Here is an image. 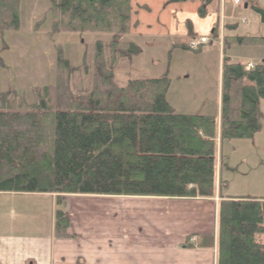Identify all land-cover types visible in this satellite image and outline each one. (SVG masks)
<instances>
[{
	"label": "trees",
	"instance_id": "16d2710c",
	"mask_svg": "<svg viewBox=\"0 0 264 264\" xmlns=\"http://www.w3.org/2000/svg\"><path fill=\"white\" fill-rule=\"evenodd\" d=\"M24 1L0 0V31L20 28ZM188 1L198 0H169ZM48 3L53 32L103 33L111 40L97 42L79 66L59 53L55 83L35 88L33 103L13 88L0 93V193L57 195L58 203L68 195L218 197L217 234L202 236L201 246L216 249V264H264V197L224 196L227 182L217 171L219 141L261 129L264 63L247 72L224 59L220 123L177 113L166 100L168 78L116 81V71L140 54L123 40L138 26L130 0ZM210 4L202 1L201 18ZM229 40L264 45V38ZM69 226L66 212L57 210V234L67 237Z\"/></svg>",
	"mask_w": 264,
	"mask_h": 264
},
{
	"label": "rangeland",
	"instance_id": "374dc122",
	"mask_svg": "<svg viewBox=\"0 0 264 264\" xmlns=\"http://www.w3.org/2000/svg\"><path fill=\"white\" fill-rule=\"evenodd\" d=\"M251 1L239 0L240 4L233 8L230 0L227 12H233V19L227 23L236 27L226 30L225 37L264 38V0ZM49 8L48 0H25L20 8V28L0 31V93L13 88L33 103L35 88L55 83L59 53L73 66H79L85 53L95 54L97 42L111 40V35L103 33L53 32ZM123 40L137 44L140 54L132 59L131 65L116 71L118 84L166 77L170 80L166 100L177 113L214 117L217 123L221 118L224 59L243 66L264 63L263 44L240 45L227 40L225 51L218 43L193 51L170 50L163 42L153 43L141 37L125 36ZM259 107L261 129L253 137L218 143L217 171L227 182L222 191L224 196L264 197V99ZM20 201L22 210L17 206L10 218H16L17 222L22 218L31 230L37 227L41 235L47 234L48 240L54 212L64 210L70 219V230L71 221L75 231L81 230L83 215L88 214L92 229L110 230L112 238L122 236L129 249L128 264H195L197 261L214 264L213 258L198 259L187 254L196 243L191 242L193 236L185 237L196 234V239L202 241V236H216L217 207L212 202L75 196L64 201L62 198V203L57 204L51 196H26L20 197Z\"/></svg>",
	"mask_w": 264,
	"mask_h": 264
},
{
	"label": "crops",
	"instance_id": "0c3cea01",
	"mask_svg": "<svg viewBox=\"0 0 264 264\" xmlns=\"http://www.w3.org/2000/svg\"><path fill=\"white\" fill-rule=\"evenodd\" d=\"M130 1L135 11L134 21L138 23V26L126 36L132 39L141 37L153 43L163 42L170 50L180 49L175 46H188L193 39L199 40L204 37H207L209 42L201 46L200 50L213 43H218L223 50V45L226 44L224 40L232 38L225 37L226 30H233L236 27L227 23L233 19V12H227V7L231 5L230 0H209L211 4L204 18L199 16L198 10L202 1L206 0L178 4H172L169 0ZM234 1L231 2L233 8L237 7ZM245 8H248V4ZM189 25L193 37L189 36ZM26 196H51L56 204L58 201L57 195L51 194L0 193V264H128L126 254L129 249L126 240L119 235L112 238L110 230L92 229L88 214L83 215L81 230L75 231L71 221L72 230L69 228L67 237H63L59 236L55 230V211L49 240L48 235H41L37 227L31 230L29 223H25L22 218L21 221H14L16 218L10 217L15 213L17 206L19 211L22 210L20 197ZM71 196L89 199L116 197L68 195L62 197L63 201ZM187 200L212 202L218 207L220 199ZM65 206L68 207L67 204ZM124 234L126 236V233ZM193 235L196 236V234H188L185 237ZM113 242L114 245H112ZM187 254L198 259L212 260L213 258L216 264L215 248H191ZM195 264H202V262L197 261Z\"/></svg>",
	"mask_w": 264,
	"mask_h": 264
},
{
	"label": "built area",
	"instance_id": "2783aa9c",
	"mask_svg": "<svg viewBox=\"0 0 264 264\" xmlns=\"http://www.w3.org/2000/svg\"><path fill=\"white\" fill-rule=\"evenodd\" d=\"M236 3H238V1H236ZM207 43V39L206 38H202L199 41H192L190 46L192 49H197L200 45ZM253 66L252 65H248L247 70H252Z\"/></svg>",
	"mask_w": 264,
	"mask_h": 264
}]
</instances>
